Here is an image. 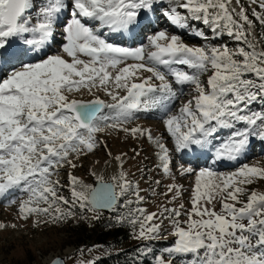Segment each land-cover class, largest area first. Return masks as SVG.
<instances>
[{
	"label": "snow or ice",
	"instance_id": "1",
	"mask_svg": "<svg viewBox=\"0 0 264 264\" xmlns=\"http://www.w3.org/2000/svg\"><path fill=\"white\" fill-rule=\"evenodd\" d=\"M163 3L0 0V197L13 189L23 191L21 218L36 215L44 223L66 221L77 208L98 213L119 207L126 211L117 222L138 226L135 239L142 241L158 239L167 219L175 239L167 257H156V264H172L174 255L189 257L188 264H264V192L248 187L264 181V168L244 164L231 173H217L180 165L181 175L195 172L190 208L180 203L148 212L142 207V190L124 170L127 154L113 156L98 135L108 131L146 137L159 150V167L166 176L171 175L170 150L163 137L140 126L127 127L138 113H159L176 153L209 149L213 163L239 160L253 137L264 141V109L252 110L255 102H264V46L254 42V21L242 0H167L161 13L179 29L196 20L214 33H226L237 41L235 49L189 46L167 30L151 32L137 47L107 38L127 34L134 39L138 30L148 31ZM249 3L255 6L252 16L264 26V0ZM58 31L63 43L48 54ZM185 86L190 91L181 99ZM85 91L93 98H77ZM105 108L110 114H102ZM223 130H228L227 138L213 144ZM100 149L106 150L104 167H112V175L105 178L93 168L89 174L94 183H86L70 172V198L61 194V169L75 170ZM168 193V203L182 194L174 183L167 185ZM51 264L63 261L56 258Z\"/></svg>",
	"mask_w": 264,
	"mask_h": 264
},
{
	"label": "rangeland",
	"instance_id": "2",
	"mask_svg": "<svg viewBox=\"0 0 264 264\" xmlns=\"http://www.w3.org/2000/svg\"><path fill=\"white\" fill-rule=\"evenodd\" d=\"M242 3L248 8L249 18L254 21V42L257 44V47H262L264 46V41H262L264 26L252 16V8L255 6H250L249 0H242ZM168 6L167 0H164V3L159 6L158 11L151 18L153 21L152 27L143 33H140L138 30V35L133 41L127 42V38H125V41H117L119 37H116V41L110 39L109 41L122 46L137 47L142 43H146L145 37L151 32L167 30L170 34L179 35L182 41L190 46L210 48L226 45L229 49H235L238 46L237 41L232 37L226 33H214L209 26L203 24L201 21L190 20L189 27L185 29L172 26L161 15L162 11L168 8ZM256 11H259V9L256 8ZM66 16L67 14L62 19H65ZM105 33H107V30H105ZM197 33H203L204 35L200 36ZM62 43V36L58 31L55 37V43L47 49L48 54H55L60 49ZM29 56L31 55L29 54ZM3 75H6V73ZM94 91L101 99L111 102L110 98L103 91ZM189 91V87L185 86L183 89L184 95L181 99H187ZM77 98L89 100L93 97L85 91L83 96H77ZM181 99L175 102L174 107L179 106ZM261 109H264V102L258 100L252 105L253 111H259ZM110 112L111 110L107 108L102 110V114L104 115H108ZM136 126L151 130L154 136L163 137L164 142L170 150V176H166L159 167L160 161L157 156L159 150L146 137L135 139L131 135L126 136L123 132H111L109 134L108 131L98 135L102 140L106 141L107 148L113 156L119 153L127 154L124 170L128 173V178L134 184H138L142 190L140 194L145 197L146 201L142 207L146 208L148 212H157L161 205L172 208L180 203H183L186 209L190 208L189 201L195 182V172L181 175L179 172L180 165L192 167L195 171L208 167L217 173H231L244 164L264 168V141L255 137L251 138L249 149L239 160L219 164V162L213 163L211 150H208L204 160H201L202 157H199L201 159L198 158V160H195L193 153L192 158L187 157L188 152L176 153L171 139L167 136L162 126L159 113L156 111L138 113L137 118L127 125V127ZM227 135L228 130L220 131L212 143L218 144L226 139ZM105 151V149L97 150L95 155L79 161L78 163L82 166H78L75 170L70 168L61 169L59 174V180L63 185L61 194L70 198V190L68 187V173L70 172L76 177L83 179L86 183H94V177L89 174L93 168L96 169L98 174L104 175L105 178L111 176L114 169L112 167H104V161L108 159ZM137 153L139 154L137 155ZM189 155L191 156V154ZM97 159L100 161L99 165L93 163ZM173 177L175 178L174 180ZM56 178L55 176L53 177V179ZM156 181L160 183L157 184ZM173 183L180 187L182 194L180 199L173 203H168L172 194L168 193L165 195V193L167 192V185ZM248 187L250 190L264 192V181L257 180ZM21 199H26V193L19 189H16V192L10 197H0V223L6 225L2 229L0 228V264H43V260L50 255L52 257L55 255L63 256L65 264H80L81 261L84 264H89V262H93L97 257L123 250L133 244H138L141 250V256L137 260V264H156L155 258L158 256L167 257L166 249L174 243L175 238L170 235L172 228L167 219L163 221V227L158 239L150 241L137 240L135 236L138 226L137 229H134L129 224L123 223L122 225L126 224L128 226V236L127 238H122L120 243L111 244L110 246L102 243H94L91 238L87 237V234L91 233L93 226L100 227L111 223H114V225L120 224L117 222V218L125 214L126 210L118 207L115 211L101 210L98 213H82L77 208L75 210V216L66 221L61 220L53 223L49 219L47 223H44L42 221L45 218L36 215H30L27 220L21 219L18 211ZM217 210H219V204H217ZM94 215L99 216V218L93 219ZM156 223H159V221H156ZM12 225H15V227ZM67 247H70L71 251L70 253L64 254L63 250ZM188 261L189 257L187 256L174 255L172 257V264H188Z\"/></svg>",
	"mask_w": 264,
	"mask_h": 264
},
{
	"label": "trees",
	"instance_id": "3",
	"mask_svg": "<svg viewBox=\"0 0 264 264\" xmlns=\"http://www.w3.org/2000/svg\"><path fill=\"white\" fill-rule=\"evenodd\" d=\"M122 224L114 225V223H111L100 227L94 225L87 237L91 238L94 243H102L106 246L120 243L122 238H127L128 236V226ZM140 256L139 245L133 244L123 250L97 257L93 262L94 264H137Z\"/></svg>",
	"mask_w": 264,
	"mask_h": 264
},
{
	"label": "bare ground",
	"instance_id": "4",
	"mask_svg": "<svg viewBox=\"0 0 264 264\" xmlns=\"http://www.w3.org/2000/svg\"><path fill=\"white\" fill-rule=\"evenodd\" d=\"M158 11V10H157ZM157 16V15H156ZM153 17V16H152ZM151 17V18H152ZM158 17V16H157ZM154 19H156L155 17H154ZM137 35H138V33H137ZM136 35V36H137ZM108 37V39H110V40H113V41H116L115 39H117L116 37H119V39L117 40V41H125V37H127V42H131V41H133L134 39L133 38H130L127 34H110V35H108L107 36ZM254 37H255V35H254ZM124 39V40H123ZM259 43V42H258ZM190 46V45H189ZM30 57V56H29ZM187 153V152H186ZM192 153H193V158L196 160H198V158L199 157H202V159L201 158H199V159H201V160H204V158H205V156H206V149H204V150H199V149H196L194 152H188L187 153V157H189V158H192ZM201 153H203V155H201ZM189 154H191V156L189 155ZM220 163H231V162H229V161H221V162H219V164ZM16 192V189H13V190H11V191H9L8 193H6L2 198H7V197H10L13 193H15ZM16 197V196H15ZM20 214V213H19ZM20 217H21V214H20ZM29 217V216H28ZM22 219V218H21ZM22 220H27V219H22ZM0 224H3V223H0ZM2 229V228H1ZM70 251H71V248L69 247H67L66 249H64L63 250V253L64 254H67V253H70ZM51 257H52V255H50V256H48L47 258H45L44 260H43V264H46L50 259H51Z\"/></svg>",
	"mask_w": 264,
	"mask_h": 264
},
{
	"label": "water",
	"instance_id": "5",
	"mask_svg": "<svg viewBox=\"0 0 264 264\" xmlns=\"http://www.w3.org/2000/svg\"><path fill=\"white\" fill-rule=\"evenodd\" d=\"M102 211H110V210H102ZM56 258H60V259H62V261H63V264H65V260H64V258H63V256H53L49 261H48V263L47 264H51V261H53L54 259H56Z\"/></svg>",
	"mask_w": 264,
	"mask_h": 264
}]
</instances>
